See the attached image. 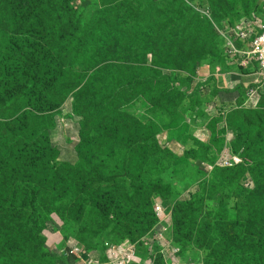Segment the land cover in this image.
I'll return each instance as SVG.
<instances>
[{"label": "rangeland", "instance_id": "1", "mask_svg": "<svg viewBox=\"0 0 264 264\" xmlns=\"http://www.w3.org/2000/svg\"><path fill=\"white\" fill-rule=\"evenodd\" d=\"M104 1L75 0V4L81 6L86 18H91ZM154 1L170 5L173 2ZM253 1L184 0L183 16L176 21L184 23L185 31L180 36L168 29L157 31L155 43H140L135 52L141 56L118 69L121 87L113 97L101 92L105 77L98 75L86 86H80L82 93L78 98L82 102L77 111L73 107L75 97H69L56 115L53 127L49 117L51 112L38 108L50 98H44L40 87H35L30 90L32 95L24 99L20 113L11 119H3L10 137L24 136L31 142L28 145L20 141L8 160L19 170L16 180L20 189L36 194L37 208L43 202L41 197L44 199L47 193L40 192L39 195L37 190L50 189L56 198L50 207V219L42 231L43 239L37 245L40 259H45L50 251L56 264H63L58 256L67 255L65 245L76 243L83 232L97 231L106 225L102 210L85 202L86 189L95 179L96 170L104 179L100 185L104 195L116 200L135 221H138L137 215L146 211L143 200L136 199L137 186L148 178L171 181L175 189L172 199L163 202L157 195L152 196L151 202L158 203L155 207L160 206L163 211L173 207L172 238L175 242L176 227L183 225L186 218L191 224L187 231L180 233L178 240L186 247L182 250L183 255L180 252L177 257L170 256L161 233L153 238L165 249L170 264H264V259L259 256L248 258L234 254L230 246L235 241L242 245L244 239L235 215L231 220L232 213L235 214L233 196L242 179V186H254L252 176L249 174L248 179L243 177L239 182L233 178L221 183L219 167L215 166L233 154L243 159L247 152L255 163L264 162V147L248 148L252 140L257 141L258 135H263L264 139V125L249 130L248 124L242 122L249 117L257 123L259 114L264 123V73L245 53H232L233 48L239 49L235 40L240 31L238 26L256 15L252 13ZM234 2H240L238 7ZM216 8H220L218 14L214 12ZM167 10L175 11L173 7ZM152 14L160 19L154 27L165 25L159 9L155 7ZM257 15L263 16V8ZM191 37H196L197 42L190 48ZM171 40L174 43L166 50L165 46ZM148 47H154L155 52L146 57L141 51ZM189 50L193 58L185 62L183 55ZM200 52L204 54L195 57ZM111 71L108 69L106 76ZM133 73L141 79L131 86H122ZM189 81L199 84L201 89L192 95L185 94ZM17 84L10 82L6 90ZM115 89L116 85L110 92ZM6 90L2 91L4 99L8 98ZM219 94L225 98L235 96V104L228 109L226 102L216 105ZM245 95L248 96L246 100ZM90 97L94 99L88 101ZM103 98L107 104L98 108L94 101L100 103ZM241 104L243 108H235ZM71 113L80 116H70ZM50 127L53 128L48 129ZM197 142L204 143L207 149L203 151ZM259 144L264 145V140ZM217 151H220L219 157ZM248 162L235 170L241 168L246 173ZM197 165L206 171L205 175ZM187 202L191 205L186 206ZM223 205L230 212V221L226 223L219 220ZM177 206L181 210L175 213ZM37 215L39 218L45 216L41 208ZM253 231L263 234L264 225H257ZM105 235L116 239L110 228ZM63 243L66 244L63 246ZM124 256L128 264H143L137 259L128 261V256ZM75 264L85 263L79 259Z\"/></svg>", "mask_w": 264, "mask_h": 264}, {"label": "trees", "instance_id": "2", "mask_svg": "<svg viewBox=\"0 0 264 264\" xmlns=\"http://www.w3.org/2000/svg\"><path fill=\"white\" fill-rule=\"evenodd\" d=\"M183 2L184 0H173L170 5L161 2L156 4L154 0H105L95 16L86 18L81 6L75 4V0H0V264L57 263L50 251L45 259H40L37 252V245L43 239L42 231L45 230L50 219L52 211L50 207L56 198H53L50 189L36 191L39 195L40 192H47L44 199L41 197L43 202L39 205L45 216L39 218L37 213L40 208L36 207L38 203L36 194L33 191L29 193L28 190L20 189L19 182L16 180L19 170L8 163L20 141L28 145L31 142L24 136L10 137L5 131L7 122L3 119H11L20 113L24 107V99L32 95L33 92L30 90L35 87H40L44 98H50L42 102L38 108L41 111L51 112L49 117L52 119L53 127L57 121L56 115L61 112V107L69 97H75L73 107L75 112L77 111L78 104L82 102L78 98L82 93L80 86L83 84L86 86L98 75L105 77L101 92L108 93L109 98L113 97L121 87L118 83L120 81L118 69L132 61L131 59L141 56V53L135 52L140 43L147 41L150 44L155 43L154 35L157 31L168 29L178 36L185 31L184 23L176 21V18L183 16ZM239 3L233 4L238 7ZM155 7L163 14L165 20V25L160 27H154V24L160 21L159 17L152 14ZM171 7L175 11L167 10ZM219 10L220 8L214 9L215 14H218ZM261 11L260 0H254L252 13L259 14ZM216 17L220 18L221 14ZM235 40L238 41V50L247 48V41H241L238 38ZM196 42V37H191L190 48ZM173 43L174 40H171L166 44V50H169ZM113 48L115 49L111 51ZM141 52L147 57V54L154 53L155 49L148 47ZM202 54L204 53L200 52L195 57ZM191 58L193 56L190 50L184 53L185 62H190ZM256 66H260L258 62ZM108 69L112 71L106 76ZM247 69L250 70V68ZM140 79L139 75L133 73L128 83L122 86H131V83ZM10 82L18 84L7 91L6 88ZM115 85L116 89L111 93L110 88H114ZM187 89L185 94L192 95L197 93L201 86L189 81ZM3 90H6L7 99L3 98ZM219 95L216 105L226 102L228 109L235 104V96L225 98ZM91 99L94 98L90 97L88 101ZM246 99L248 96L245 95ZM94 103L101 108L107 104V100L103 98L102 102L94 101ZM235 108H243V106L241 104ZM250 112L253 110L251 109ZM75 115L80 116L77 113L70 114V116ZM218 119L220 117H217ZM242 122L248 124L249 130L264 125L259 114L257 123H253L249 117L244 118ZM196 137L205 142L201 137ZM256 139L257 141L252 140L248 148L264 147L259 144L264 140L263 135H258ZM197 145L203 151L207 149L204 143L197 142ZM56 151L59 152L58 149ZM174 151L180 155L179 152ZM217 154L219 157L220 151H217ZM233 156L237 155L233 154ZM176 158L182 159L177 156ZM247 162L246 173L241 168L235 170ZM215 166L219 167L221 183H227L233 178H237L239 182L243 177L248 179L249 174L252 176L254 186L249 188L243 185V187L242 179L238 184V192L233 196L235 214L232 213L231 220L235 215L237 226L243 229L244 239H242V245L235 241L230 246L234 254L245 255L248 258L253 255L255 258L259 256L264 259V233L258 235L253 231L257 225H264V162L255 163L253 157L247 152L236 164L222 166L217 162ZM199 170L206 174L204 169ZM211 170L208 171L211 172ZM228 171L231 173L228 174ZM94 172L95 179L90 181L86 189L85 202L102 210L106 217V225L97 231L83 232L78 236L79 240L76 239L78 245L86 250L85 257L88 258L89 254L95 253L96 258L101 257L102 261H106L108 260L106 244L131 242L136 244L137 254L143 258V261L152 260L153 264H170V257L166 256V252L157 245L158 243L151 251L143 239L160 227L161 223L155 207L158 203L151 202V198L158 195L163 202L172 199L175 189L171 181L160 182L148 178L137 186L136 199L143 200L146 211L142 212V215H137L138 221H135L132 214L116 200L104 195L100 189L104 179L96 170ZM185 205L190 206L191 203L187 202ZM226 207V205L222 206L220 222L230 221L228 218L230 212L225 209ZM166 210L171 220L167 235L183 255L182 250L186 247L178 240L180 233L187 231L191 223L186 218L183 225L176 227L175 242L172 238L173 207H168ZM180 210L177 206L175 213ZM221 215L224 217L221 218ZM108 228L116 239L112 240L108 235L103 236ZM65 244L63 243V246ZM158 248H160L159 251ZM65 252L67 255L58 256L61 263L75 264L79 260L76 256L69 254L66 245Z\"/></svg>", "mask_w": 264, "mask_h": 264}, {"label": "built area", "instance_id": "3", "mask_svg": "<svg viewBox=\"0 0 264 264\" xmlns=\"http://www.w3.org/2000/svg\"><path fill=\"white\" fill-rule=\"evenodd\" d=\"M260 2L263 8V16L255 15L252 18H247L238 26L240 31L237 33L235 38H238L241 41H247V48L244 50L233 48L232 53L233 55L245 53L249 60H257L260 65L261 72L264 73V0H260ZM220 161L218 162L220 165L229 166L240 162L241 159L237 156H232L229 157V159L225 158L222 162ZM156 213L161 219L160 227L156 228L150 235L145 237L143 241L145 245L149 246L150 250L153 251L155 244L159 243L156 240H153V238H155L157 234L161 233L162 236H165V248L168 249V253L170 256L173 255L177 257L180 253V249L173 244L172 240H170L167 235L171 222L170 215L167 213V210L163 211L160 206L156 208ZM107 247L108 260L106 261H102L101 257L96 258L93 254H89V257L86 258V250L81 245H78L77 242L67 246V251L70 255L76 256L85 264H128L124 255L128 256V261L137 259L139 260V263L153 264L152 260L143 261V258L137 254L136 244L131 242H125L121 245L107 244ZM162 249L165 251L164 248Z\"/></svg>", "mask_w": 264, "mask_h": 264}, {"label": "crops", "instance_id": "4", "mask_svg": "<svg viewBox=\"0 0 264 264\" xmlns=\"http://www.w3.org/2000/svg\"><path fill=\"white\" fill-rule=\"evenodd\" d=\"M257 15V14H256ZM255 16V15H254ZM255 62H258L257 60L254 59ZM259 63V62H258ZM257 67H260V66H257Z\"/></svg>", "mask_w": 264, "mask_h": 264}]
</instances>
